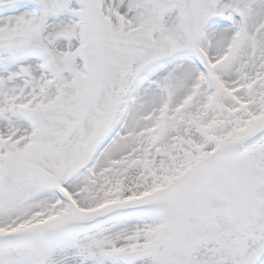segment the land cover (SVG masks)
I'll use <instances>...</instances> for the list:
<instances>
[{"label":"snow or ice","instance_id":"1","mask_svg":"<svg viewBox=\"0 0 264 264\" xmlns=\"http://www.w3.org/2000/svg\"><path fill=\"white\" fill-rule=\"evenodd\" d=\"M0 264H264V0H0Z\"/></svg>","mask_w":264,"mask_h":264}]
</instances>
